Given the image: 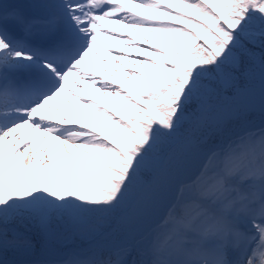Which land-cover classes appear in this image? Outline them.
<instances>
[{
	"label": "snow or ice",
	"instance_id": "6c2138e0",
	"mask_svg": "<svg viewBox=\"0 0 264 264\" xmlns=\"http://www.w3.org/2000/svg\"><path fill=\"white\" fill-rule=\"evenodd\" d=\"M0 264H264V0H0Z\"/></svg>",
	"mask_w": 264,
	"mask_h": 264
},
{
	"label": "rangeland",
	"instance_id": "374dc122",
	"mask_svg": "<svg viewBox=\"0 0 264 264\" xmlns=\"http://www.w3.org/2000/svg\"><path fill=\"white\" fill-rule=\"evenodd\" d=\"M94 62L98 63V61H94ZM87 87H89V90H90V91H92V89H91V87H90V86H87ZM97 95H98V94H97Z\"/></svg>",
	"mask_w": 264,
	"mask_h": 264
}]
</instances>
